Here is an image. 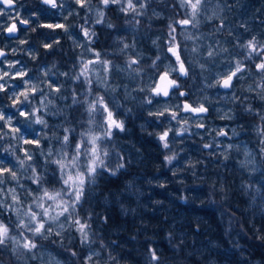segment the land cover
<instances>
[{
  "label": "rangeland",
  "instance_id": "rangeland-1",
  "mask_svg": "<svg viewBox=\"0 0 264 264\" xmlns=\"http://www.w3.org/2000/svg\"><path fill=\"white\" fill-rule=\"evenodd\" d=\"M62 2L64 5L62 8L48 9L51 13L48 23L65 22L68 25H76V27L70 28L71 37L66 33L64 36L68 37L76 48L78 62L82 53L85 61L92 56L90 52H84L83 48L77 47V44L94 48L101 53L103 58H108L113 62L116 67L113 68L108 79L110 87L105 90L104 86H98L96 76L93 75V87L91 85L93 96H88L89 86L83 82V79L81 81L74 79L80 72V64L79 68L71 75L67 72L69 69L67 65L60 66L52 61L36 72L32 65L22 58L23 51L20 58L7 59V61L20 60L26 65L25 70L34 80L51 79L62 86L60 93H52L49 97L52 100V104L49 106L50 113H59L49 114L45 117L50 125V130H48L50 137L53 136V133L62 137L65 127L75 128L77 139L81 132H85L89 128L94 130V134H103L102 117L96 114L95 122L89 123L87 104L73 103V100L69 104L67 91L71 92L72 90L75 98L81 101L91 100L95 95H104L105 100L110 102L109 106L114 110L116 119L123 122L124 130H114L112 136L102 142V148L108 152L105 160L109 167L102 170L100 175L103 173L112 176L121 174L123 177L119 180L121 186L117 185L112 189L105 186L104 182L98 184L97 176V183L88 185L85 194L90 197V200L97 203L93 206L99 204L101 207H105L102 210L107 212L114 205L120 217L128 219L129 223H124L120 228L111 229L104 223H100L95 215H92L94 218L91 230H93L95 238L89 232L88 244L81 245L79 233L67 230L68 232L63 233V245L60 244L61 237H56L57 244L60 245L57 251L51 247L40 246L34 250L35 259L32 258V253L23 249H18L14 253L13 245L9 243L5 249L14 263L55 264V261H59L60 264H83L87 255L98 253L99 256H94L93 261H102V264H154V260H151L152 252H155L156 256L161 255L154 248V243L151 242L156 241L157 238H150L145 234L149 232L148 230L156 228L157 222L159 223L158 217L163 215L162 222L167 223L169 229H176L175 235L183 243L187 264H231L229 260H233V264H264V259H256L253 252L254 250L260 252L261 247L254 241L252 242L253 239L260 240L257 238V234L264 226V153L260 151L261 137L257 134V127L264 125L261 124L259 116L245 111V108L252 107L254 112H264V102L257 98V93L261 91L260 86L264 85V81L256 72L254 62L252 61L250 64L248 63L250 60H245L247 50L242 47L253 38L260 45H264V0H209L206 11L202 12L199 17V25L196 28L191 26L187 28L185 35H191L193 39L185 40L184 36L179 34V29L177 30V40L181 42V47L186 45L189 50L186 62L190 61L193 68L189 78L180 81L182 88L188 91L190 102L197 105L204 103L210 109V114L202 121L193 118L188 121L187 125H184L182 121L181 123L172 121L171 124L165 121L163 127L159 126L157 118L150 116L149 112H155L165 105L147 104L148 92H141L139 89L152 83V77L155 74L151 65L157 56H160L163 61L161 67L169 63L165 58L168 27L167 30L163 27L162 30L153 27L158 24L154 17L162 18L163 26H168L173 19L183 18L185 9L180 7V0H149V6L144 10V14L135 16V19H133L132 13L126 15L118 11H108L105 14L104 24L94 23L95 10L86 12L76 6L74 0H62ZM92 3L95 5L96 0H92ZM156 3H163L166 7H172L171 4H173V7L179 8V10L176 12L172 9L173 13L164 9L160 11L153 7L156 6ZM16 11L21 13L20 9H16ZM69 12L72 15H68ZM114 13H117L121 20V35L117 33L119 22L113 15ZM10 14L15 15L14 12ZM65 15H68V19L62 21V17ZM85 16L89 19L85 20ZM29 17L33 18L34 16L30 14ZM3 19L4 17H0V20ZM137 21L142 24L143 30L137 28ZM109 23L114 25L113 29L107 27ZM81 24L95 31L96 36L91 39L102 46L105 51L87 43L80 31ZM107 28L109 29L107 30ZM155 33L157 34L152 36ZM62 34H64L62 30H56L55 33L53 31L49 34V40H63ZM150 35L149 42L152 45L148 46L150 49L148 50L144 41ZM163 36L164 38L161 39ZM108 39L111 43L108 42V46H106L104 43ZM153 41L156 43L154 44ZM124 44L130 45V47L122 52L121 48ZM193 47L198 49L196 53L191 51ZM225 49L227 51H224ZM208 51H213L214 55L209 57ZM134 55L142 57L139 66H133V68L141 69L140 75H136L126 67L129 57ZM235 60H241L246 65L244 79L236 83L231 91H224L219 87H208L209 84H215L220 74L232 67ZM229 61H232V64ZM4 67L6 68V64ZM46 71L48 72L47 77L44 76ZM62 73H68V80ZM8 83L16 82L9 80ZM249 86L254 91H247ZM233 94L239 99H233ZM0 96H4V93H0ZM181 102L182 99L178 100L174 97L167 106L174 108ZM0 103L5 105V110L11 115L13 110L7 108L11 101L5 99ZM72 111L76 113L71 115ZM225 113L232 119H221V115ZM201 122L205 124L203 129L196 127V124ZM61 125L63 127H60ZM21 127L24 126L21 125ZM169 127L173 131L169 133L170 147L165 149L158 139V134ZM181 127H187L189 131L182 137L176 136L175 133ZM33 128L36 132L40 131L38 125H34ZM219 129L227 131L228 136H217L216 130ZM24 131L30 133L31 129L24 127ZM44 143L53 151L60 148V144L55 139H52L50 144ZM204 144H210L212 147L206 150L203 147ZM228 145L232 147L229 148ZM3 147H9L8 143L5 142ZM173 154L177 159L173 160L171 164L167 163L165 157ZM225 156L228 158L225 159ZM34 163L43 171V158L38 153L34 157ZM119 165L123 166L119 167ZM48 167L49 171L46 175L51 177L53 166L49 165ZM113 170H115L114 174ZM207 182L220 193L217 198L215 192L207 193L200 190V187H204ZM21 183L28 185L30 181L22 179ZM211 194H215L218 213L227 220L228 226L225 224V218L222 216L220 218L225 226L224 236L228 245H226L227 241L223 243L222 240L213 241L208 238L210 234L207 233L205 227L201 230L202 233H207L208 237L196 233L191 236L186 231L187 229L185 231L181 229L192 223L187 215L197 210V207L194 206H198V201L205 197L213 199ZM235 201L237 203L233 205L232 203ZM27 203L28 201H25V205ZM212 203L209 201L208 204ZM231 208L235 210V214L231 213ZM78 211L80 215L84 213L83 209H78ZM87 211L89 212L91 209H87ZM98 213L100 211H97L96 214ZM3 215L11 216L15 222L17 220L16 214L13 212L6 211ZM0 219L8 223L7 220ZM247 220L251 223L246 222ZM245 222L251 231V239L247 240L245 237V244L238 242L232 244L238 239L234 231L231 234H228V231L232 228L236 229L238 225L245 224ZM12 231L14 235L17 232L13 229ZM105 235L115 237V242H111ZM165 237L168 238L169 235L165 234ZM186 237H189V241ZM52 239H55V236ZM38 243L41 244L40 241ZM172 247V244L168 242V249L172 251ZM73 251L78 255L72 256ZM61 254H66L68 260L62 258ZM0 255L5 258L6 262L10 261V257L6 258L5 253H0ZM109 257L114 260H110ZM162 264L171 263L164 260Z\"/></svg>",
  "mask_w": 264,
  "mask_h": 264
},
{
  "label": "snow or ice",
  "instance_id": "snow-or-ice-1",
  "mask_svg": "<svg viewBox=\"0 0 264 264\" xmlns=\"http://www.w3.org/2000/svg\"><path fill=\"white\" fill-rule=\"evenodd\" d=\"M44 5L51 9L62 8L63 2L58 0H41ZM209 0H180V7L185 9L183 18L173 19L168 25V39L166 41V59L168 65L161 67L163 61L160 56L152 62L151 68L154 72L152 83L146 87H142L139 91L148 92L146 103L149 105L163 104L165 107L158 109L155 112H149L150 116H154L159 121V126L163 127L165 121L171 124L172 121L177 123L183 122L184 125L188 121L196 118L203 120L206 117L209 109L204 103L195 104L190 102L189 93L182 90V79H187L190 76V71L193 70L191 62H186L188 48L185 45L181 47V42L177 40V30L179 34L184 36L185 40H191V35H185L188 26L196 28L199 25V17L202 12L206 11V5ZM74 4L86 12L95 10L96 19L94 23L104 24L105 14L108 11H118L124 14H133L135 16L143 15L144 10L149 6V0H96L93 5L92 0H74ZM15 13L11 15L10 13ZM35 15V14H33ZM68 15H72L71 12ZM68 15L62 17V21H67ZM0 17H6L11 21L10 24H5L0 20V32L15 36L20 32L19 26H24V30L35 32L37 28L49 30H62L71 37L70 28L76 25H68L65 22L55 23H40L37 18L35 21L32 17L22 18L20 13L16 11V0H0ZM89 17L85 16V20ZM139 23V21H137ZM35 24V26H31ZM80 31L86 38L87 43H93L91 38L96 36L95 31L86 28L81 24ZM107 27L112 28L114 25L107 24ZM219 30V29H217ZM21 45L27 44V40H20ZM59 44V41H55ZM155 44L156 41H153ZM43 47L47 50L53 48V43H44ZM77 47L83 48L84 52H90L92 58L83 59L81 54L80 72L74 77L76 81L86 83L89 88L88 96H93V75L96 76L97 85H102L107 90L110 85L108 79L116 66L108 58H103L99 51L94 48L86 47L83 44H77ZM130 45L124 44L121 48L123 52ZM247 50L245 60L254 62V68L264 81V45H260L253 38L247 45H242ZM196 53L198 49H191ZM224 51H227L225 49ZM15 54L16 49L12 50ZM28 54L32 56V49H28ZM207 55L212 57L213 51H208ZM7 53L0 49V101L5 99L11 103L7 105L8 109H12V114L9 115L5 110V105L0 103V217L4 212H13L16 214L17 220L15 228L18 230L13 234L12 227L9 223H5L0 219V248H5L9 243L13 245V252L18 249H23L28 253H32V258H36V250L41 245L38 241H48L55 245L56 240L53 236L61 237L60 244L63 245V233L70 229H75L80 236L79 243L86 245L89 243V232L91 225L88 219L81 218L78 209H82L85 202V190L88 185L96 183V178L107 169L109 165L105 158L108 152L102 148V142L109 139L114 130L123 131L124 125L122 121L116 119L114 110L110 108L109 101L105 100L104 95H95L91 100L81 101L73 98V103H86L87 112L89 114V123H94L96 114L102 117L101 125L104 129L102 135L94 134L92 128L76 136L75 128H63L64 135L62 137L48 135L50 125L45 118L50 113L49 106L52 100L49 99L52 93H60L61 87L51 79L46 81L34 80L26 69V65L20 60L7 61ZM32 56V59H35ZM142 57L138 55L130 56L126 62V67L131 69L136 75H140L141 69L139 66ZM258 60L259 62H255ZM159 61V63H157ZM232 64V61H229ZM6 64V68L4 65ZM203 68V65H201ZM14 70V71H13ZM245 65L241 60H235L228 70L220 74L215 84H209L208 87H219L231 91L240 80L244 79ZM102 74V75H101ZM68 76V73H62ZM48 76V72L44 73ZM12 80L16 83L9 84ZM261 91L257 93V98L264 102V85L260 86ZM115 91V89H112ZM247 91L251 92L254 89L249 86ZM182 99L181 103L175 107H169V102L172 98ZM233 99H239L233 94ZM247 99V97H245ZM246 112L254 113L259 116L261 124L264 125V112H254L252 107L245 108ZM190 114V115H182ZM22 118V119H21ZM221 119H232L226 113L221 115ZM31 129L30 133L24 131V127ZM34 125L40 126V131L36 132ZM60 127H63L62 125ZM197 128H205L204 123L196 124ZM173 129L169 127L158 134V139L162 142L165 149H169V133ZM189 129L181 127L175 133L176 136H183ZM236 134V133H233ZM257 134L261 137V153H264V126L257 127ZM217 136L227 137L228 132L224 129L216 130ZM55 139L60 148L53 151L51 147H46L44 142L51 143ZM16 143L13 144L12 142ZM7 142L9 147L4 148L3 144ZM204 148H210L212 145L204 144ZM231 148V145H228ZM39 154L43 158V171L34 163V157ZM228 157L225 156V159ZM177 159L176 155L165 157L167 163L171 164ZM51 168V177L46 173ZM123 165H119L122 167ZM194 167V165H192ZM115 170H113L114 174ZM30 173V174H29ZM22 179L30 181L28 185L21 183ZM23 197V199H22ZM25 201L28 203L25 205ZM71 242V241H70ZM72 256H77L78 253L73 251ZM99 256L98 253H92L86 256L84 264H98L94 262L93 257ZM152 260H157L155 252L151 254ZM110 260L114 258L109 257ZM55 264H60L55 261Z\"/></svg>",
  "mask_w": 264,
  "mask_h": 264
},
{
  "label": "trees",
  "instance_id": "trees-1",
  "mask_svg": "<svg viewBox=\"0 0 264 264\" xmlns=\"http://www.w3.org/2000/svg\"><path fill=\"white\" fill-rule=\"evenodd\" d=\"M44 29V28H42ZM52 43H55V41L52 40ZM145 44V43H144ZM146 48L148 50L149 47L145 44ZM54 50L51 52L53 53ZM252 61H250L249 63L251 64ZM123 178L121 174H117V175H108L107 173H103L102 175L98 176V184H100V182H104L105 186H108L109 188H116L117 185H120L121 183L119 182V180ZM205 179V177H204ZM207 181V178H206ZM96 182V183H97ZM192 182V180H191ZM210 187H208V186ZM121 186V185H120ZM95 187H97V185H95ZM94 187V188H95ZM201 191H205V192H215L216 194V198L220 195V193H218V191L216 189H213L212 184H209L207 182V184L204 187H200ZM107 192V191H105ZM215 194H211L214 198L213 199H208L209 197H205L203 200L198 201L197 205L198 206H194L197 207V210L193 211L190 213V215H187V217L191 220L192 223H190L188 226L186 227H182L181 229L184 231L186 230L191 236L193 233L196 234H202L208 237L207 233L210 234V236L208 238L213 239V241H220L222 240V242L226 243V239L224 236V228L225 226L223 225V220H221V216L222 218H225L223 215H220L218 212V206H217V202L215 199ZM209 201H212V204H208ZM236 201L233 202V205H236ZM94 204H97L95 201L90 200L89 196H86L85 194V202L83 203L82 209L83 212L81 215V218H87L88 219V223L91 225V229H92V219L94 217H92V215H95L96 219L100 222V223H104L105 226H109L111 229H117L120 228L122 225H124V223H129L128 219L125 218H121L119 213H117L118 211H116L114 205L111 207L110 211L107 212L106 210H102L105 207H101L99 204L96 206H93ZM87 209H91V211H87ZM100 209V210H99ZM97 211H100V213L96 214ZM232 214H235V210L233 208L230 209ZM163 216V215H162ZM162 216L159 218L158 217V221L156 228L152 229V230H148L149 232H146L145 236H149L150 238H157V240L155 241H151L154 243V248L156 249V251H158V253H160L161 255H157L158 259L154 260V264H162V262L167 261L171 264H187L188 262H186L185 257H184V251H183V243L180 241V239L175 235L176 229H169L170 227L167 225V223H163L162 222ZM243 217V215H242ZM4 220H7V222H10V226L12 227L13 230H17L15 228V221L14 219H12L11 216L7 217L5 215H3L2 217ZM199 219V220H198ZM246 222H249L248 220ZM244 223H242V225H238L237 228H232V230L228 231V234H231L232 231H234L236 233V238L238 239L237 241H233L232 244L235 243H239V244H245V240L244 238L246 237L247 240H250V234L251 231L248 227V225ZM251 223V222H249ZM225 224L228 226L227 220L225 218ZM108 227V228H109ZM205 227L207 233H202L201 228ZM220 227V228H219ZM90 229V232L92 233L93 237L95 238V234L93 232V230ZM18 231V230H17ZM70 231L72 232H76V230L74 229H70ZM68 232V231H67ZM165 234L169 235V237H165ZM106 238H109V240L111 242H115V237L111 236H107L105 235ZM190 236V238H191ZM143 237V236H141ZM100 240L101 238L98 237ZM189 241V237H186ZM257 239H253L252 242L254 241L256 244L259 245V247H261L260 252L258 250H254L253 252L254 257H257L256 259H264V226L263 228L260 229V231L257 234ZM56 237H55V239ZM105 242V241H103ZM103 242H101V244H103ZM150 242V241H149ZM168 242L172 244V251L170 249H168ZM42 247H51L53 248L55 251L58 250V247H60V245H58L57 243L55 245L49 243L48 241H40ZM226 245H228V241L226 243ZM100 248V247H98ZM101 250H103L102 248H100ZM174 251V252H173ZM0 253L3 254L5 253V257L7 258V256L10 257V261L6 262L4 257H1L0 255V263L1 264H15L14 260L12 259V257L10 256V254L7 252V250L5 248H1L0 249ZM66 255V254H65ZM64 254H61V257L68 260L67 255L65 256ZM152 260V259H151ZM192 261V259H191ZM232 261V262H231ZM95 262V261H94ZM229 262L231 264H233V260H229ZM84 264V262H83ZM98 264H102L101 262H98Z\"/></svg>",
  "mask_w": 264,
  "mask_h": 264
},
{
  "label": "bare ground",
  "instance_id": "bare-ground-1",
  "mask_svg": "<svg viewBox=\"0 0 264 264\" xmlns=\"http://www.w3.org/2000/svg\"><path fill=\"white\" fill-rule=\"evenodd\" d=\"M38 0H27V5H26V9L30 11V14H35L33 15L34 17L32 18L34 21L38 18L40 23H48L49 19L51 18V13L49 12V10L47 8H44L40 5L37 4ZM172 7H166L164 6L163 3H156V6H153L155 8H157L158 10H162L164 9L165 11L171 12L173 13V10L177 12V10H179V8H174L173 4H171ZM173 9V10H172ZM94 11V10H93ZM29 14V15H30ZM115 17H117L118 21H119V26L117 27V33L119 35H121V27H120V22L121 20H119V17L117 15V13L113 14ZM124 16V15H123ZM125 17V16H124ZM4 19H7L6 17H4ZM155 20H157L158 24L156 26H153L155 28H160L162 30V27L167 30V25L163 26V19L160 17H154ZM73 24V21L71 22ZM137 28L143 30L141 27L142 24L141 23H136ZM31 26H35V24L30 25ZM99 26V25H96ZM53 32L52 30L49 29H42V28H37V31L35 32H31V31H25L24 30V26H23V34L21 36L18 37V34H16L15 36L12 35H8L6 33L5 36L7 38H16L13 41H11L10 43H8V52H10L12 54V57L9 58V60H13V59H18L20 58L21 52L23 51V55L22 58L24 59V61H26L29 65H32V67L34 68V70L36 72H39L40 69L48 64L50 61H52V63H58L60 66L62 65H67L68 66V71L71 75L73 74V71H76L79 67H80V63L78 62V57L76 56V48L71 44V41L68 39V37L64 36V34L61 35V37H64L63 40H59V44L53 43V48L50 50H47L43 47L44 43H52V40H49V34ZM55 33V31H54ZM158 33V32H157ZM152 34L153 35H156ZM151 35L147 38L146 41H144V43L149 46L152 45L149 41H150ZM164 36L161 38L163 39ZM20 40H27L28 43L21 45L19 43ZM108 42L111 43V41L108 39V41H106L104 44L106 46H108ZM5 40H0V44H5ZM150 47V46H149ZM32 49V56H35V59H32V56H30L28 54V49ZM16 49L15 54H13L12 50ZM54 50L53 53H51ZM7 53V52H6ZM79 65V67H78ZM71 68V70H70ZM65 72V70H64ZM65 80V79H64ZM68 80V77H67ZM93 87V85H92ZM68 93V98L69 100L67 102H69V104L72 103V100L74 98V94L73 91L71 90V92H66ZM76 112L72 111L71 115H74ZM206 149V148H204ZM209 149V148H207ZM206 149V150H207Z\"/></svg>",
  "mask_w": 264,
  "mask_h": 264
},
{
  "label": "flooded vegetation",
  "instance_id": "flooded-vegetation-1",
  "mask_svg": "<svg viewBox=\"0 0 264 264\" xmlns=\"http://www.w3.org/2000/svg\"><path fill=\"white\" fill-rule=\"evenodd\" d=\"M37 4L42 6V7H44V8H47V9L50 8L49 6L44 5L41 2V0H38ZM26 5H27V0H16V9H20L21 10L20 15H21L22 18H29L30 11L26 9ZM3 21H4V23L6 25L11 23V21H9L7 19H3ZM113 21H115V20H113ZM118 22L115 21V23H118ZM18 27H20V32L18 33V37H19V36H21L23 34V26H19L18 25ZM108 29L109 28H107V30ZM14 39H16V38H7L3 32H0V40H5V42H6L5 44H0V49H3L5 52H7L6 59H9V58L12 57V54L10 52H8V46L7 45H8V43L13 41ZM91 45H95L97 49H101L102 51H105V49L102 46H99L98 43H96L94 40H93V43H91ZM245 67H246V65H245Z\"/></svg>",
  "mask_w": 264,
  "mask_h": 264
},
{
  "label": "water",
  "instance_id": "water-1",
  "mask_svg": "<svg viewBox=\"0 0 264 264\" xmlns=\"http://www.w3.org/2000/svg\"><path fill=\"white\" fill-rule=\"evenodd\" d=\"M223 89V88H222ZM182 90H184V89H182ZM184 91H186V90H184ZM187 92V91H186Z\"/></svg>",
  "mask_w": 264,
  "mask_h": 264
}]
</instances>
